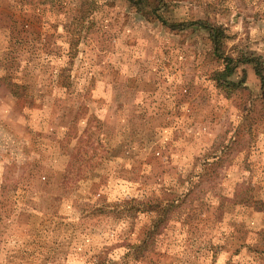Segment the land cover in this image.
<instances>
[{
    "label": "rangeland",
    "instance_id": "obj_1",
    "mask_svg": "<svg viewBox=\"0 0 264 264\" xmlns=\"http://www.w3.org/2000/svg\"><path fill=\"white\" fill-rule=\"evenodd\" d=\"M87 2L0 0V190L8 176L34 199L54 195L69 135L74 144L94 133L88 145L102 157L77 191L54 197L60 210L47 236L25 233L32 242L15 244L0 225V264L120 256L122 235L141 238L175 195L187 197L155 229L144 264H264V98L254 67L237 68L232 78L245 83L228 97L206 31L166 27L126 0H101L89 14ZM168 2L170 21L222 23L229 50L264 59V0ZM10 63L20 64L12 80ZM131 198L144 211L125 218Z\"/></svg>",
    "mask_w": 264,
    "mask_h": 264
},
{
    "label": "trees",
    "instance_id": "obj_2",
    "mask_svg": "<svg viewBox=\"0 0 264 264\" xmlns=\"http://www.w3.org/2000/svg\"><path fill=\"white\" fill-rule=\"evenodd\" d=\"M87 1V0H86ZM108 2V0H103L104 2ZM133 7L137 8V11L141 13L143 17L146 19H155L158 20L162 25L166 27H170L172 29L177 30H185L190 27L201 28L202 30L208 33V37L211 42V53L213 57L217 60L222 61L224 66L221 69L214 71V79L216 81V85L227 93V96L230 97L233 92L237 89L244 86L245 78H241L240 80H235L232 76L235 74L238 67L251 64L254 67L256 74L259 76L261 80V90L264 98V59L260 56H254L246 53V51H231L229 50V39L230 35L227 32V28L224 27L222 23L214 22L209 19L207 20H197V21H170L169 17L165 15V9L168 7V0H126ZM101 0H89L88 6L85 8V11L89 12V14H93L98 12L103 3H100ZM68 27V25H66ZM65 27V28H66ZM74 41V45H79L81 39H72ZM20 65V64H18ZM17 63H10L5 66L6 77L12 80V77L19 73V67ZM63 87H70L72 85V81L69 76L62 77ZM13 93L18 95L20 92L18 91L19 85L18 83H12ZM81 113L77 114V117H80ZM85 130H89L86 128ZM101 131V129H100ZM72 134V133H71ZM94 133H88L85 136L84 143L81 142L82 135L77 136L76 142L71 144L72 137L69 135L63 144L62 149L65 154H67V160L64 164V169L61 175L60 182L57 184V192L54 195L48 193L43 199H34V197L30 196L29 189L26 187V183H24L20 178L15 180H11L8 176L3 180L0 196H6L4 203L0 205V225H2V230L6 231L5 228L11 226V239L14 240L15 244H19L20 241H26V243H31V239L27 240L24 238L25 233H33L36 232L38 235L49 234L51 224L56 220L57 214L59 213L60 206L59 204L54 202V197H63L68 198L72 193L77 191L82 182L87 181L97 168L101 165V154L98 153L97 147H92L88 145V141L92 138ZM103 142V141H102ZM62 145V144H61ZM106 152L108 149L106 146L103 148ZM101 157V158H100ZM20 188L22 190V195L20 197L14 198L13 207L9 209V213L7 211V218L2 217V208H7V203L11 199L13 200V196H10L11 190H17ZM19 189V190H20ZM192 190L189 189V193ZM187 194V193H186ZM176 197L169 200L165 207H162L161 215L156 217L151 221V224H148L147 233L143 231V236L138 238L136 241H132L129 237V233L125 232L121 237L123 238L124 246L123 254L120 256H116L113 254V251L110 250H102L99 253L90 255L88 257V264H144V261L149 258L148 255L144 254L146 250L150 248L153 244V233H155V229L164 226L167 224V216L170 210L175 207H179L182 205V202L185 201L186 197L183 195H175ZM136 203L134 198L128 199L125 201L123 205V211L125 212V218L136 216L142 211H144V205ZM159 205V204H156ZM5 206V207H4ZM121 206V205H117ZM142 207V208H141ZM100 211L103 213H111V211L106 212V208H100ZM92 213L91 216H93ZM5 219V220H4ZM105 219V218H104ZM103 219V220H104ZM168 219V218H167ZM3 238L0 234V242H3ZM36 243L35 247L38 248L39 242L34 241ZM59 242V241H57ZM108 249V247H105ZM54 249L51 248L50 251ZM25 258V255L22 257ZM47 258V257H46ZM150 260V259H149ZM46 261V260H45ZM152 261V260H150Z\"/></svg>",
    "mask_w": 264,
    "mask_h": 264
}]
</instances>
